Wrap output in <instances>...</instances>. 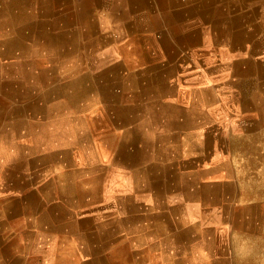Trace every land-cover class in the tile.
I'll use <instances>...</instances> for the list:
<instances>
[{
	"label": "bare ground",
	"instance_id": "bare-ground-1",
	"mask_svg": "<svg viewBox=\"0 0 264 264\" xmlns=\"http://www.w3.org/2000/svg\"><path fill=\"white\" fill-rule=\"evenodd\" d=\"M262 156L264 0H0V264H252Z\"/></svg>",
	"mask_w": 264,
	"mask_h": 264
},
{
	"label": "rangeland",
	"instance_id": "rangeland-1",
	"mask_svg": "<svg viewBox=\"0 0 264 264\" xmlns=\"http://www.w3.org/2000/svg\"><path fill=\"white\" fill-rule=\"evenodd\" d=\"M259 56L262 57V55H258V57ZM188 67H189L188 70H198V69H195L197 67H193V65H188ZM67 136L68 135L66 133V137ZM226 139H227V145H229L228 146V148L230 150L229 152L232 154L233 159H234V156L238 157L239 155L243 154V150L241 149V144H239L241 142V140L239 138H236L235 136L228 134L226 136ZM262 157H264V156H262ZM255 165L257 167V163H255ZM261 174H262L263 179L262 180L260 179V182L263 183L264 182V169L262 170ZM256 184H257V182H256ZM154 211H159V208H155ZM189 220H191V218ZM244 243H246V242H242V244L234 245V247H233L234 256L235 257H237V256L251 257V259L254 260L255 264H259V263L264 264V246H261L259 244H257V246H256L252 242H247L246 244H244Z\"/></svg>",
	"mask_w": 264,
	"mask_h": 264
},
{
	"label": "crops",
	"instance_id": "crops-1",
	"mask_svg": "<svg viewBox=\"0 0 264 264\" xmlns=\"http://www.w3.org/2000/svg\"><path fill=\"white\" fill-rule=\"evenodd\" d=\"M82 210H83V209H82ZM80 212H81V211H80ZM82 215H83V214H80V216H82ZM6 237H8V238H9V237H10V234L6 233ZM60 237H62V236H60ZM252 261H253V262H252ZM251 263H252V264H255V262H254V260H253V259L251 260Z\"/></svg>",
	"mask_w": 264,
	"mask_h": 264
}]
</instances>
